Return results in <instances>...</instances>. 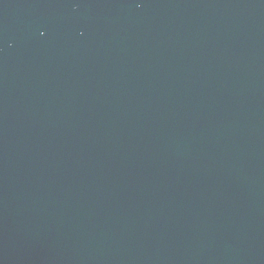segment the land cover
Listing matches in <instances>:
<instances>
[{
	"label": "water",
	"instance_id": "obj_1",
	"mask_svg": "<svg viewBox=\"0 0 264 264\" xmlns=\"http://www.w3.org/2000/svg\"><path fill=\"white\" fill-rule=\"evenodd\" d=\"M0 264H264V0H0Z\"/></svg>",
	"mask_w": 264,
	"mask_h": 264
}]
</instances>
